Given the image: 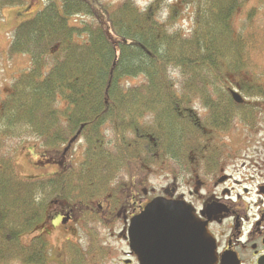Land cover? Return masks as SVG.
<instances>
[{
  "label": "trees",
  "instance_id": "trees-1",
  "mask_svg": "<svg viewBox=\"0 0 264 264\" xmlns=\"http://www.w3.org/2000/svg\"><path fill=\"white\" fill-rule=\"evenodd\" d=\"M167 1L45 0L15 27L7 52L30 65L0 97V264L36 263L48 239L25 237L53 201L87 204L128 163L175 170L202 131L227 129L235 116L247 122L248 105L232 91L264 99V69L252 60L258 40L233 27L248 0ZM23 2L0 0V8ZM258 9H247V23ZM81 126L78 163L20 176L14 143L60 147Z\"/></svg>",
  "mask_w": 264,
  "mask_h": 264
},
{
  "label": "flooded vegetation",
  "instance_id": "flooded-vegetation-1",
  "mask_svg": "<svg viewBox=\"0 0 264 264\" xmlns=\"http://www.w3.org/2000/svg\"><path fill=\"white\" fill-rule=\"evenodd\" d=\"M246 118L230 133L205 130L203 137L202 131L196 151L175 162V170L128 163L87 204L53 201L38 232L48 248L38 250L33 264H264V103H249ZM58 154L60 170L73 164L69 151ZM157 169L169 177L159 191L150 185ZM156 197L185 207L194 224L141 237L150 226L140 220ZM199 233L204 243L189 241Z\"/></svg>",
  "mask_w": 264,
  "mask_h": 264
},
{
  "label": "rangeland",
  "instance_id": "rangeland-1",
  "mask_svg": "<svg viewBox=\"0 0 264 264\" xmlns=\"http://www.w3.org/2000/svg\"><path fill=\"white\" fill-rule=\"evenodd\" d=\"M40 1V0H39ZM38 0H26V3H19L16 6H6L0 9V97L8 91L10 82L14 75H17L23 69H26L30 65V58L26 54H8L7 49L11 43V38L15 27L24 19L32 17L37 11L42 9L39 8ZM99 2H117L119 0H98ZM139 7H143L149 0H135ZM176 0H168L167 2H175ZM27 2L30 3L29 12L24 11L23 8ZM178 3V2H176ZM167 4V3H166ZM257 6L259 9L256 11V17L252 20L245 19L247 14V9L253 6ZM258 0H248V5L244 6L239 14L233 18V27L235 31L248 32L249 35L253 34L257 38L259 46L253 53L254 62L263 71L264 69V9ZM37 7V8H36ZM180 7H182L180 5ZM35 9V10H34ZM167 6H164L159 11V16H163L166 13ZM33 10V11H32ZM98 10V7L97 9ZM97 15L103 20L104 16L97 12ZM189 14H182L181 22L184 26L187 24L184 19L187 20ZM179 24H177L178 26ZM252 39V37H251ZM256 41V40H255ZM240 94V93H239ZM241 95V94H240ZM243 97V95H241ZM253 100L249 98L250 101ZM253 103H259L263 105L260 100L253 101ZM202 110V109H201ZM19 142V141H17ZM15 151L13 152L14 158L16 160L17 169L19 174L28 179L32 178H42L50 175L57 174L60 168L55 161L58 157V153L61 147L46 148L39 145V142L32 138H27L19 143H14ZM69 155L67 156L68 164L78 162L82 158V144L76 143L72 149L69 150ZM41 160V161H39ZM57 164V165H56ZM154 172L152 175V180L150 182L151 187L156 191H159L162 187L167 185L169 177L164 175L160 169ZM38 228L35 232H40Z\"/></svg>",
  "mask_w": 264,
  "mask_h": 264
},
{
  "label": "water",
  "instance_id": "water-1",
  "mask_svg": "<svg viewBox=\"0 0 264 264\" xmlns=\"http://www.w3.org/2000/svg\"><path fill=\"white\" fill-rule=\"evenodd\" d=\"M235 98L238 100L239 96L235 95ZM76 137L77 135L70 140L65 151L68 149L70 144L76 139ZM160 201L166 202L167 200L162 197L154 198L152 205H150L148 208L145 209V213L142 215V218L144 219L140 221L142 222V224L148 223V226L150 227L148 228L147 231L145 230L141 231L143 233V235L142 234L140 235L141 237L146 236L152 239L153 237L157 236L158 233L163 232L165 227H168L170 225H179L181 228L182 227L184 228L186 227V225H188V223L190 225L194 224L195 221L192 219V215L191 214L187 215L186 212L184 211L185 207L172 205L170 203H160ZM135 223L136 221L135 222L133 221L130 228V237L132 241L136 239L138 233V230L133 231ZM157 227H159V229ZM179 232L183 236H185V234L187 233L184 231V229H180ZM192 234L195 235V233ZM189 241H194L196 243L197 242L204 243L206 241V238L205 237L203 238L199 233V236H196L194 238L189 237Z\"/></svg>",
  "mask_w": 264,
  "mask_h": 264
}]
</instances>
